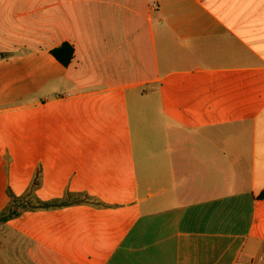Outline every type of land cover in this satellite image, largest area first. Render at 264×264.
<instances>
[{"label": "crops", "instance_id": "0c3cea01", "mask_svg": "<svg viewBox=\"0 0 264 264\" xmlns=\"http://www.w3.org/2000/svg\"><path fill=\"white\" fill-rule=\"evenodd\" d=\"M0 264H264V0H0Z\"/></svg>", "mask_w": 264, "mask_h": 264}, {"label": "trees", "instance_id": "16d2710c", "mask_svg": "<svg viewBox=\"0 0 264 264\" xmlns=\"http://www.w3.org/2000/svg\"><path fill=\"white\" fill-rule=\"evenodd\" d=\"M51 54L64 66H69L73 59H74V46L68 42L62 43L60 46L54 48L51 50ZM31 195V193H28V196ZM10 196L12 197V201L15 202L18 197L13 195V193L10 192ZM70 196V195H69ZM27 198V197H22ZM51 205H54L52 203L46 202L42 203L43 207H49ZM28 206L24 205V208H27ZM15 212H12L11 209L6 210V212L2 213L1 218L3 220H7L9 217L13 216Z\"/></svg>", "mask_w": 264, "mask_h": 264}]
</instances>
